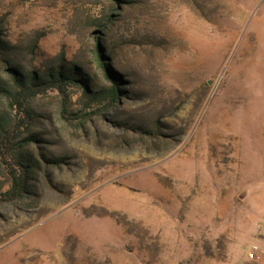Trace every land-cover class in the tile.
Listing matches in <instances>:
<instances>
[{"label": "rangeland", "instance_id": "rangeland-1", "mask_svg": "<svg viewBox=\"0 0 264 264\" xmlns=\"http://www.w3.org/2000/svg\"><path fill=\"white\" fill-rule=\"evenodd\" d=\"M122 1L0 0L25 70L62 57L107 89L98 36L123 91L106 111L72 88L73 113L100 111L72 125L55 92L29 104L26 135L68 165L0 209V264H264V0Z\"/></svg>", "mask_w": 264, "mask_h": 264}, {"label": "trees", "instance_id": "trees-1", "mask_svg": "<svg viewBox=\"0 0 264 264\" xmlns=\"http://www.w3.org/2000/svg\"><path fill=\"white\" fill-rule=\"evenodd\" d=\"M114 6L124 3L122 0H106ZM0 25V100L8 102L7 110L0 109V166L5 169L9 186L0 191V209H28L25 204L31 198L39 179L47 178L48 168L59 169L68 165L66 158H48L39 146L37 135H26L31 120L35 114L29 104L36 98L55 92L59 99V118L66 124L85 122L92 113H73L71 111L72 88H80L89 97L90 102L106 103L103 110H108L120 100L122 79L114 73L104 57L99 44V37L95 36V53L97 65L103 71L104 77L110 82L107 89L93 90L88 76L76 65L65 63L62 57L50 60L51 64L41 70L27 71L17 64L11 56L12 46L3 38ZM36 44L33 45V49ZM11 112V115H10ZM10 117L14 124L10 127ZM127 127L126 124H117ZM135 134L142 135L139 129L130 128ZM145 134V133H144ZM147 134V133H146ZM35 150V155L30 151ZM16 157V162L12 157Z\"/></svg>", "mask_w": 264, "mask_h": 264}, {"label": "built area", "instance_id": "built-area-1", "mask_svg": "<svg viewBox=\"0 0 264 264\" xmlns=\"http://www.w3.org/2000/svg\"><path fill=\"white\" fill-rule=\"evenodd\" d=\"M258 254H262V252L259 250V248H257V246H253L247 250L245 258L247 261H254Z\"/></svg>", "mask_w": 264, "mask_h": 264}, {"label": "crops", "instance_id": "crops-1", "mask_svg": "<svg viewBox=\"0 0 264 264\" xmlns=\"http://www.w3.org/2000/svg\"><path fill=\"white\" fill-rule=\"evenodd\" d=\"M246 248H242V250H245ZM241 258V257H240Z\"/></svg>", "mask_w": 264, "mask_h": 264}]
</instances>
